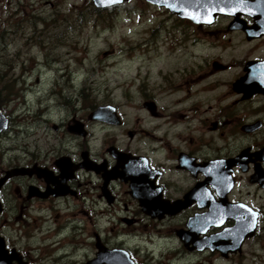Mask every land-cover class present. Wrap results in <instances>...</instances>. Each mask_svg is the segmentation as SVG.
Here are the masks:
<instances>
[{"label":"flooded vegetation","instance_id":"af4514ba","mask_svg":"<svg viewBox=\"0 0 264 264\" xmlns=\"http://www.w3.org/2000/svg\"><path fill=\"white\" fill-rule=\"evenodd\" d=\"M142 1L181 27L171 49H188V42L205 52L204 67L187 59L161 71L176 78H165L170 89L184 92L178 108L224 85L222 102L203 109L218 108L220 118L196 119L193 130H125L128 140L138 133L157 140L164 151L158 160L150 148L115 139L94 152L92 127H122V116L94 120L66 104L68 118L51 127L82 138L76 151L53 144L31 160H0V264H203V256L207 264H263L264 0H214L223 7L197 19ZM234 37L238 51L227 49ZM146 107L155 119L185 116L178 108L166 114L152 97ZM206 125L207 135H199Z\"/></svg>","mask_w":264,"mask_h":264},{"label":"rangeland","instance_id":"374dc122","mask_svg":"<svg viewBox=\"0 0 264 264\" xmlns=\"http://www.w3.org/2000/svg\"><path fill=\"white\" fill-rule=\"evenodd\" d=\"M168 15L142 0L105 9L95 8L91 0H61L53 5L41 0H0V109L9 120L7 128L0 131V160H31L53 144L76 151L82 138L51 127L68 118L71 110L66 104L89 113L96 105L109 103L122 116V127H92L93 137L88 142L94 152L108 146L104 139H115L129 148H150L158 160L164 151L157 140L150 141L139 133L128 140L125 130L146 128L152 132L156 126L154 133L167 127L193 130L196 119H219L218 108L210 113L203 109L222 102H218V94L224 85H219L216 93L214 89L188 99L187 105L192 99L195 105L185 110L186 104L178 108L183 101L177 102L184 92L170 89L165 83L176 78L163 77L161 71L180 61L192 59L201 67L206 66L202 48L188 42V49L181 45L174 50L169 47L181 38V27ZM236 39L232 38V46L227 45V49L238 51L235 47L240 44H236ZM219 52L218 48L213 49L214 56ZM149 97L166 114L178 108L185 116L151 118L142 104ZM214 112L216 118L212 117ZM175 119L179 125H171ZM211 127L210 124L209 130ZM206 129L207 125L203 126L199 135H207ZM144 239H138L141 254L145 253ZM260 242V254L264 255V234ZM203 258L206 256L201 260L207 264Z\"/></svg>","mask_w":264,"mask_h":264},{"label":"water","instance_id":"95a60500","mask_svg":"<svg viewBox=\"0 0 264 264\" xmlns=\"http://www.w3.org/2000/svg\"><path fill=\"white\" fill-rule=\"evenodd\" d=\"M123 1H125V0H93L94 4L98 7H104V6H107L110 4L120 3ZM150 1H153L158 5H166L173 12H178V11L184 10L183 8H181V6L186 7L187 11L189 13H191L190 17H192V18L194 16V14L203 13V10H204V14L206 15V14L210 13V9L212 10L213 7L219 8V7H223V5H224V3H220V2H217L214 0L212 2H202L201 0H192L194 2H192L191 0H150ZM227 1L231 4H233L232 1H230V0H227ZM236 6H238V3ZM108 107L111 109L110 110L111 112H109V111L107 112V115L110 118L106 117L104 119H106L109 122H116L115 119L111 118V115L113 113L115 114L114 108L111 106H108ZM104 110H105L104 107L96 108L94 111H92L90 113V116L94 117L96 119L99 117L101 118V116H98V113H99V111L103 112ZM5 127H6V118L4 117V115L2 114V112L0 110V130L2 128H5ZM77 133H79V132H77ZM12 173H17V172L13 171Z\"/></svg>","mask_w":264,"mask_h":264}]
</instances>
